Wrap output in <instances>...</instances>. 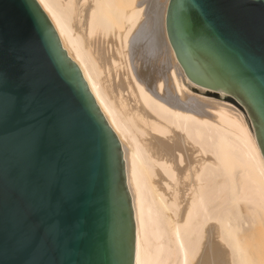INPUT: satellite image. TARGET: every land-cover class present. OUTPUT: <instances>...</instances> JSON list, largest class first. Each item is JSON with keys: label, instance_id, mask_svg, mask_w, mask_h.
I'll use <instances>...</instances> for the list:
<instances>
[{"label": "water", "instance_id": "95a60500", "mask_svg": "<svg viewBox=\"0 0 264 264\" xmlns=\"http://www.w3.org/2000/svg\"><path fill=\"white\" fill-rule=\"evenodd\" d=\"M189 79L248 111L264 156V0H170ZM120 141L36 0H0V264H134Z\"/></svg>", "mask_w": 264, "mask_h": 264}, {"label": "bare ground", "instance_id": "6f19581e", "mask_svg": "<svg viewBox=\"0 0 264 264\" xmlns=\"http://www.w3.org/2000/svg\"><path fill=\"white\" fill-rule=\"evenodd\" d=\"M36 1L120 141L134 264H264L255 129L189 79L167 32L170 0Z\"/></svg>", "mask_w": 264, "mask_h": 264}, {"label": "rangeland", "instance_id": "374dc122", "mask_svg": "<svg viewBox=\"0 0 264 264\" xmlns=\"http://www.w3.org/2000/svg\"><path fill=\"white\" fill-rule=\"evenodd\" d=\"M194 90V91H193ZM192 91L193 92H195V93H200L199 92V90L197 89V88H194V89H192ZM202 95H204V96H206V97H208V98H211V99H213V100H215V101H221V102H224V103H228V104H230L231 106H234V108H236V109H239V110H241L243 113H245V114H247V116H248V119H249V121H251L250 120V117H249V114H248V111L246 110V108L245 107H243L242 105H240L239 103H238V101H236L235 99H232L230 96H228V95H226L224 98H222L219 94H216L215 92H212V91H205ZM233 104V105H232ZM250 123H252V122H250ZM253 126V125H252ZM263 224V227H264V222H262ZM261 223H258V225H260ZM261 226V225H260ZM262 227V226H261ZM261 227H258V230L259 231H257L256 230V232L258 233L259 232V234H261L262 233V235H263V238H264V234H263V232H264V230H263V232H262V229H261ZM260 228V229H259ZM256 232L254 233L255 235H257L256 234ZM257 235V237H261L262 238V235ZM255 235H254V237H255ZM257 237H256V241H257ZM261 238H258V239H261ZM253 239H255V238H253ZM264 240V239H263ZM255 242V241H254Z\"/></svg>", "mask_w": 264, "mask_h": 264}]
</instances>
